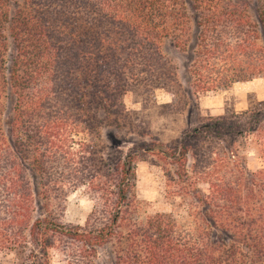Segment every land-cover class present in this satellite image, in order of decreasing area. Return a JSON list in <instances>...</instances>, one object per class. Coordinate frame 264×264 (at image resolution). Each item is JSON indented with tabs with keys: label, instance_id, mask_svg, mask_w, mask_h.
<instances>
[{
	"label": "trees",
	"instance_id": "trees-1",
	"mask_svg": "<svg viewBox=\"0 0 264 264\" xmlns=\"http://www.w3.org/2000/svg\"><path fill=\"white\" fill-rule=\"evenodd\" d=\"M263 75L264 0H0V255L264 264V102L169 142L124 150L113 134L129 92L187 103ZM148 157L185 217L147 213L136 170ZM79 188L92 209L65 222Z\"/></svg>",
	"mask_w": 264,
	"mask_h": 264
},
{
	"label": "rangeland",
	"instance_id": "rangeland-1",
	"mask_svg": "<svg viewBox=\"0 0 264 264\" xmlns=\"http://www.w3.org/2000/svg\"><path fill=\"white\" fill-rule=\"evenodd\" d=\"M128 125L114 130L116 140L127 150L139 140L154 137L169 142L210 116L238 112L264 102V75L249 81L237 82L226 89L208 91L185 103L164 90H157L152 99L129 92L124 96ZM107 136L106 131L103 133ZM252 155V151L249 152ZM255 162L250 161L252 166ZM137 193L146 202L147 213L171 212L186 216V208L179 198L166 194V181L161 164L148 157L137 163ZM92 209V201L82 188L69 193L63 220L83 224ZM13 254H1L0 264H15ZM49 264H74L57 249L49 252Z\"/></svg>",
	"mask_w": 264,
	"mask_h": 264
}]
</instances>
